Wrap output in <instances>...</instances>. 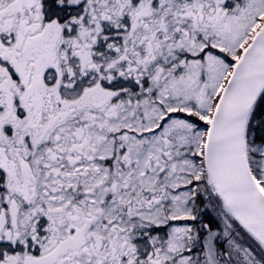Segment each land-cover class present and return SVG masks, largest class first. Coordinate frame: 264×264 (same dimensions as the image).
<instances>
[{
  "label": "snow or ice",
  "instance_id": "snow-or-ice-1",
  "mask_svg": "<svg viewBox=\"0 0 264 264\" xmlns=\"http://www.w3.org/2000/svg\"><path fill=\"white\" fill-rule=\"evenodd\" d=\"M0 264H264V0H0Z\"/></svg>",
  "mask_w": 264,
  "mask_h": 264
}]
</instances>
